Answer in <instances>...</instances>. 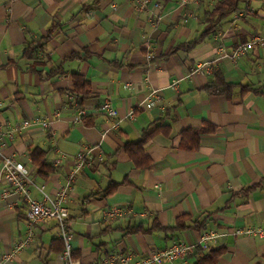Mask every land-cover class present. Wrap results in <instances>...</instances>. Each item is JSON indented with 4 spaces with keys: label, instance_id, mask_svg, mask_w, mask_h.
Wrapping results in <instances>:
<instances>
[{
    "label": "crops",
    "instance_id": "0c3cea01",
    "mask_svg": "<svg viewBox=\"0 0 264 264\" xmlns=\"http://www.w3.org/2000/svg\"><path fill=\"white\" fill-rule=\"evenodd\" d=\"M187 1L160 0L159 19H151L148 11L136 9L135 0H0V127L28 119L50 123L17 135L7 149L29 170L32 197L42 201L39 189L44 187L56 199L77 156L88 153L89 165L77 176L66 203L79 264H107L112 257L145 264L151 251L194 244L210 230L220 237L204 252L224 247L218 264L263 263L264 238L233 233L264 227V48L235 62L219 53L262 35L264 8L255 13L250 7L259 0L244 3L253 11L244 9L238 19L226 17L195 50L174 53L210 28V11L219 0ZM249 14L258 19H248ZM54 24L61 27L52 39L25 58L28 45L46 39ZM199 63H210L213 72L195 75ZM217 73L226 83L250 86L259 94L242 96L237 86L229 99L211 96L204 88ZM73 74L92 84L83 108L73 94ZM156 90L160 99L150 107L146 98ZM107 100L119 113L118 129L102 109ZM82 110L86 116L76 123ZM160 121L171 133L145 146L154 165L139 170L125 147L141 141L143 132ZM205 124L216 131L201 136L199 150L181 149L182 132ZM37 148L55 168L47 177L32 164ZM56 159L61 160L57 167ZM124 181L128 184L105 197L111 184ZM251 187L256 189L245 193ZM112 207L125 213L106 223L104 211ZM27 210L15 194L0 200V257L32 232L30 246L7 264H60L56 223L31 227ZM183 215L206 221V228L173 236L125 233L155 221L175 227ZM196 260L195 253L188 263Z\"/></svg>",
    "mask_w": 264,
    "mask_h": 264
},
{
    "label": "built area",
    "instance_id": "2783aa9c",
    "mask_svg": "<svg viewBox=\"0 0 264 264\" xmlns=\"http://www.w3.org/2000/svg\"><path fill=\"white\" fill-rule=\"evenodd\" d=\"M187 3V0H183ZM136 9L143 13L149 12L151 19H159L158 12L162 8L160 0H135ZM237 16H242L241 12H237ZM237 17V18H238ZM264 48V29L263 34L254 36L249 41L236 45L231 52H227L224 48L220 50L219 56L221 59H228L235 62L245 57L249 52ZM213 67L210 63H199L194 71L195 75L203 73H212ZM159 91H153L147 96L146 102L150 107H154L159 100ZM103 111L115 119L113 128L118 129L120 121L118 120L119 113L114 109L110 101H106L102 106ZM59 115V114H58ZM86 116L85 111H80L76 123H81ZM133 116V114H130ZM41 126L49 128V121L41 119L22 120L8 128L0 127V200H6L10 194H15L20 201L28 205L27 220L31 227L39 225L45 221H54L59 231V239L64 243V250L60 255V264H79L74 258V248L72 244L73 236L70 229V213L66 206L70 192L73 190L77 176L89 165L88 153H80L77 156L76 163L71 172L67 175L66 184L61 187L57 198L52 199L45 193L44 187H40L39 191L43 196L42 201H37L32 197L30 188L35 186L34 181L30 176V172L24 163L19 161L15 154L7 153L9 145L15 141L17 135L31 129ZM61 164L60 159L54 161V166ZM5 183L6 190L3 188ZM8 188V189H7ZM124 209L120 207H112L104 211V219L106 223H112L124 215ZM235 236H246L254 238H264V227L249 228L244 230H236L233 233ZM220 235L210 230L203 233L199 240L194 244L178 243L170 248L162 250H153L147 256L145 264H177L181 261L182 264H189L188 259L196 253L198 249L206 251L214 244ZM33 241V233L30 232L25 240L15 246L12 252L6 253L0 257V264L11 262L15 256L29 247ZM131 257H112L106 261L107 264H129Z\"/></svg>",
    "mask_w": 264,
    "mask_h": 264
},
{
    "label": "trees",
    "instance_id": "16d2710c",
    "mask_svg": "<svg viewBox=\"0 0 264 264\" xmlns=\"http://www.w3.org/2000/svg\"><path fill=\"white\" fill-rule=\"evenodd\" d=\"M245 0H219L217 4L210 11V28L203 32L197 39L194 41L182 44L173 52L177 53L178 51H187L191 52L195 50L198 46L203 44L208 38H210L214 32L216 26H218L223 19L230 14H234L236 11L240 10V5L244 4ZM251 2L252 0H247ZM61 25L54 24L53 29L49 31L48 37L41 42H32L25 49L24 57L31 58L32 54L42 45V43L52 39L54 32L58 30ZM88 54V51H86ZM86 57V56H85ZM73 94L76 100V104L79 108H83L86 100L92 94V84L84 76L80 74H73ZM239 86L240 93L242 96L248 93H254L258 95L257 90L251 89L250 86L242 85H233L225 82L221 73L215 75V80L212 84L205 87L204 90L211 96H221L225 98H231L234 94L236 87ZM216 129L208 124H205L201 129H188L182 132L180 148L189 151L196 152L199 150L201 145V136L204 134H214ZM171 133V127L164 125L163 121L153 124L151 130L143 132L142 139L139 142H130L126 145L125 150L134 164V166L139 170L151 169L154 165L153 160L146 153L145 146L152 141L155 137L159 135L169 136ZM47 153L42 149H35L32 154V164L36 167L37 172L41 176H49L55 172V168L47 160ZM128 184L127 181H124L121 184H111L109 188L104 192L105 197L113 195L119 187ZM256 188L251 187L245 191L249 193ZM206 222V221H205ZM205 222H194L190 215H183L179 217L176 221L175 227H163L157 221L153 223L151 227H146L144 224H140L134 227H130L125 230L127 235L133 234H152L154 232H163L167 235L173 236L177 233H183L187 231H202L206 228ZM55 244H58L60 249L58 252L62 253L64 250V243L59 240ZM225 253V248L219 249H210L208 252H204L201 249L196 251L197 260L195 264H218L219 258ZM76 259L77 256H74ZM264 264V260L263 263Z\"/></svg>",
    "mask_w": 264,
    "mask_h": 264
},
{
    "label": "rangeland",
    "instance_id": "374dc122",
    "mask_svg": "<svg viewBox=\"0 0 264 264\" xmlns=\"http://www.w3.org/2000/svg\"><path fill=\"white\" fill-rule=\"evenodd\" d=\"M259 1L260 2L253 3L250 8L254 9L255 13H260L261 14L260 10H263V8H264V0H259ZM244 3L248 4L249 1L245 0ZM244 9L248 10L249 7L247 6L245 8V5L242 4V5H240V10H238V11L241 12L242 15H244L246 13V11ZM249 11H253V10L249 9ZM237 17H238L237 14H230V15L227 16V19H238ZM248 19H258V18L257 17L254 18V17L251 16V14H249L248 15Z\"/></svg>",
    "mask_w": 264,
    "mask_h": 264
}]
</instances>
